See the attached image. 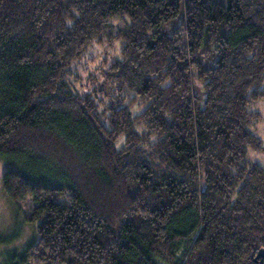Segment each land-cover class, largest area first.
Listing matches in <instances>:
<instances>
[{
  "label": "trees",
  "instance_id": "obj_1",
  "mask_svg": "<svg viewBox=\"0 0 264 264\" xmlns=\"http://www.w3.org/2000/svg\"><path fill=\"white\" fill-rule=\"evenodd\" d=\"M114 43L109 94L69 84ZM251 101H264V0H0V159L18 166L2 188L32 199L37 225L9 264H264Z\"/></svg>",
  "mask_w": 264,
  "mask_h": 264
},
{
  "label": "rangeland",
  "instance_id": "obj_2",
  "mask_svg": "<svg viewBox=\"0 0 264 264\" xmlns=\"http://www.w3.org/2000/svg\"><path fill=\"white\" fill-rule=\"evenodd\" d=\"M111 25L113 27L112 36L115 35L116 30L121 29L123 24L119 20H112ZM177 22L173 27H178ZM105 48V47H104ZM118 49V44L114 43L113 47H107L103 49L100 45H93L73 66L72 75L69 77V84L77 88L81 93H90L93 90H99L101 84L102 94L106 95L111 92L110 88L105 82H103V76L101 73L102 62L105 59L107 62L110 55L108 53H115ZM77 74V77H74ZM195 86V85H194ZM196 93L201 95V88L199 85L195 86ZM99 93L97 99H102V102H106V98ZM124 100L125 105L128 104L130 98ZM101 102V103H102ZM133 114H139L143 106L134 104L130 106ZM248 109L251 112L259 113L261 120L256 125V135L264 140V101H251L248 105ZM122 141L120 137L119 141ZM249 157L253 158V162H260L264 160V157L253 152H249ZM264 163V161H262ZM8 168H17L15 162L3 161L0 159V264H9L12 261H18L21 254L29 246L34 245L37 242L36 223H32L28 220L31 209L34 206V202L31 198H26L20 202L13 203L5 195L2 188V176ZM24 169L31 174L32 177L46 179L50 175L54 176L55 173L45 167H28L24 166ZM56 200L65 202L67 197L60 195L55 197Z\"/></svg>",
  "mask_w": 264,
  "mask_h": 264
}]
</instances>
